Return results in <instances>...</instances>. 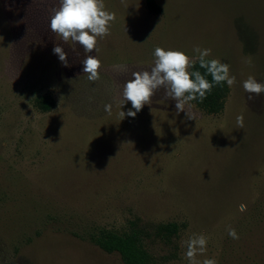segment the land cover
I'll list each match as a JSON object with an SVG mask.
<instances>
[{
    "label": "rangeland",
    "instance_id": "1",
    "mask_svg": "<svg viewBox=\"0 0 264 264\" xmlns=\"http://www.w3.org/2000/svg\"><path fill=\"white\" fill-rule=\"evenodd\" d=\"M155 2L158 13L104 0L116 20L89 53L102 62L90 82L83 48L49 29L59 0H0V264H124L93 240L102 229L135 231L146 264H188L193 234L208 238L200 261L264 264V94L249 100L242 87L249 75L264 83V0ZM195 46L236 76L223 110L190 102L188 119L161 88L120 120L132 108L123 85L150 70L156 47L195 58Z\"/></svg>",
    "mask_w": 264,
    "mask_h": 264
},
{
    "label": "clouds",
    "instance_id": "2",
    "mask_svg": "<svg viewBox=\"0 0 264 264\" xmlns=\"http://www.w3.org/2000/svg\"><path fill=\"white\" fill-rule=\"evenodd\" d=\"M123 3L124 0H121ZM126 7H128L126 5ZM116 20V15L106 9L104 0H59V7L54 10L50 18L49 29L61 38L64 44L79 45L83 48L85 58L82 60L83 73L90 82L100 79L101 60L96 55H89L93 51L98 52V39L110 35L111 24ZM210 48L195 46L193 52L195 58L189 57L178 49H164L156 47L153 51L154 62L150 70L134 71L132 78L127 80L122 88L121 106L131 102L132 108L127 113L120 111V120L125 116L135 117L147 104L150 105L155 93L163 88L165 98L175 100L177 114L185 112L188 119L195 116L186 110V105L194 100L203 102L206 95L211 92L214 85H222L226 82L229 87L236 83V76L230 73V65L220 59L212 58ZM64 66H69L68 53L61 44L53 48ZM198 62L199 67L205 69V74L194 69ZM246 63L251 65V59ZM211 76L209 81L206 76ZM243 90L252 100L256 96L264 94V83L258 82L255 76L249 75L242 83ZM111 104H105L104 110L111 114ZM133 109L135 111H133ZM237 129L244 128V116L236 117ZM228 235L232 239H239V234L234 228H228ZM208 238L204 234H193L183 242L185 246L184 258L188 264H217L215 258L198 260L207 252Z\"/></svg>",
    "mask_w": 264,
    "mask_h": 264
},
{
    "label": "trees",
    "instance_id": "3",
    "mask_svg": "<svg viewBox=\"0 0 264 264\" xmlns=\"http://www.w3.org/2000/svg\"><path fill=\"white\" fill-rule=\"evenodd\" d=\"M146 3L151 12L158 13L160 11V6L155 0H146ZM192 70H199L202 74H205V69L200 68L198 62L194 69H190V71ZM206 78L209 81L212 79L210 75H207ZM228 92L229 88L226 82L222 85H214L203 102L199 100L192 102L206 113H218L224 108ZM35 104L40 110L48 111L51 108L52 101L45 97H39L36 99ZM167 227L175 231L177 224L171 222ZM92 238L103 250L118 252L124 264H146V253L141 246L140 237L135 231L119 233L102 229L98 234L92 235Z\"/></svg>",
    "mask_w": 264,
    "mask_h": 264
}]
</instances>
